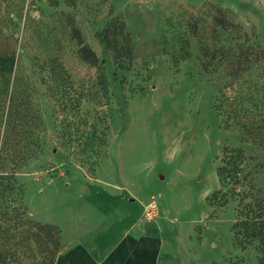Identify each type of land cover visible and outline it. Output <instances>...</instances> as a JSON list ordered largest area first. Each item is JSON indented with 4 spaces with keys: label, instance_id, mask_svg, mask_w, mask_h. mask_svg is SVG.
Wrapping results in <instances>:
<instances>
[{
    "label": "rangeland",
    "instance_id": "rangeland-1",
    "mask_svg": "<svg viewBox=\"0 0 264 264\" xmlns=\"http://www.w3.org/2000/svg\"><path fill=\"white\" fill-rule=\"evenodd\" d=\"M216 9L235 27H216ZM112 22L130 61L104 46ZM73 27L97 66L79 58ZM4 47L17 56L7 91L18 111L0 155L15 187L0 194L6 264L41 262L18 239L22 211L63 228L64 244L117 235L141 216L161 243L157 264H258L257 243L240 247L232 225L244 196L264 198V140L245 141L238 125L264 124V59L233 79L222 59L204 71L201 52H264V0H0ZM224 148L243 150L245 180L221 188ZM218 190L226 205L208 200Z\"/></svg>",
    "mask_w": 264,
    "mask_h": 264
},
{
    "label": "trees",
    "instance_id": "trees-1",
    "mask_svg": "<svg viewBox=\"0 0 264 264\" xmlns=\"http://www.w3.org/2000/svg\"><path fill=\"white\" fill-rule=\"evenodd\" d=\"M213 21L215 26L222 30H229L235 27L220 9H216ZM3 34L6 37L5 29ZM100 35L105 48L109 51L114 61L119 63L125 60L130 61L132 50L128 36L125 34L122 25L112 22L104 28ZM72 38L79 47L77 51L79 58L87 65L92 67L97 66L98 58L96 54L84 43L81 33L74 27L72 28ZM228 53L231 54L230 51ZM219 54L220 50L218 49L209 50L204 47L201 52V57L204 60L201 64L202 69L207 71L209 65L222 59L228 63V75L233 77V79H238L248 72L251 69V64L264 59V52L262 50L245 47H239L235 54L232 53L227 56H219ZM15 58L17 56L14 50H10L8 47L0 49V84L2 85V90L0 91V132L2 133L0 155L6 151L7 143L11 141V136L16 128V117L18 116L17 97L13 92L9 93L7 91L10 85ZM238 125L244 132L245 141L264 140L263 123L262 125H258V123L248 124L238 122ZM245 161L246 157L242 149H223L220 166L216 169V175L221 188H225L230 184L237 185L245 180L242 169ZM8 180L0 167V194L14 191L15 187L12 177L9 180L10 182ZM4 182L6 183L4 184ZM225 194L221 190H218L208 200L216 202L219 200V196H221L223 205H226L228 199ZM245 199H249V201L245 202ZM17 221L20 225L18 231L20 244L36 250L37 254L41 256L39 264H57L56 258L61 249L60 228L56 225L27 219L24 211L17 215ZM232 232L236 243L242 248L252 243H257V250L260 255L258 264H264V198L260 197L258 192L255 195L244 196L239 202L236 219L232 225ZM6 257V253L0 249V264H6Z\"/></svg>",
    "mask_w": 264,
    "mask_h": 264
},
{
    "label": "crops",
    "instance_id": "crops-1",
    "mask_svg": "<svg viewBox=\"0 0 264 264\" xmlns=\"http://www.w3.org/2000/svg\"><path fill=\"white\" fill-rule=\"evenodd\" d=\"M124 199V198H122ZM141 216L127 229L117 235L112 229L102 232V239L96 235L74 237L67 244L62 238L57 264H157L161 248L159 239L142 231ZM107 245L105 238H110ZM107 247V248H106Z\"/></svg>",
    "mask_w": 264,
    "mask_h": 264
},
{
    "label": "built area",
    "instance_id": "built-area-1",
    "mask_svg": "<svg viewBox=\"0 0 264 264\" xmlns=\"http://www.w3.org/2000/svg\"><path fill=\"white\" fill-rule=\"evenodd\" d=\"M150 207H151V209H153V204H151ZM153 214H154V212L151 211V210L145 212V216L148 219V221L151 220V219H153V217H154Z\"/></svg>",
    "mask_w": 264,
    "mask_h": 264
}]
</instances>
